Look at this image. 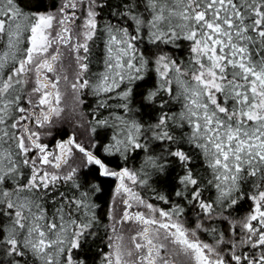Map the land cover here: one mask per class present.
<instances>
[{"label":"snow or ice","instance_id":"snow-or-ice-1","mask_svg":"<svg viewBox=\"0 0 264 264\" xmlns=\"http://www.w3.org/2000/svg\"><path fill=\"white\" fill-rule=\"evenodd\" d=\"M0 264H264V0H0Z\"/></svg>","mask_w":264,"mask_h":264},{"label":"trees","instance_id":"trees-1","mask_svg":"<svg viewBox=\"0 0 264 264\" xmlns=\"http://www.w3.org/2000/svg\"><path fill=\"white\" fill-rule=\"evenodd\" d=\"M45 4L50 3V0H44ZM177 57L180 56V52L176 51ZM90 99V98H89ZM59 131V130H57ZM65 132L71 133L69 128L64 129ZM57 139L60 138L59 135L56 136ZM55 141H53L54 143ZM96 182L100 183L103 187V194L101 195L100 200L97 201V203L103 208L104 213H107L109 208V203L111 201L112 196V189L114 187V181H112L110 178H102L97 177ZM247 209V205L244 204L241 208V214ZM107 243V237L105 236L104 229L101 227L98 231V234L94 238H89V244L91 245V251L89 253L90 257H96L97 253H99L101 250L107 251V248L105 247ZM87 246V245H86Z\"/></svg>","mask_w":264,"mask_h":264},{"label":"rangeland","instance_id":"rangeland-1","mask_svg":"<svg viewBox=\"0 0 264 264\" xmlns=\"http://www.w3.org/2000/svg\"><path fill=\"white\" fill-rule=\"evenodd\" d=\"M70 129V128H69ZM70 131H71V129H70Z\"/></svg>","mask_w":264,"mask_h":264}]
</instances>
